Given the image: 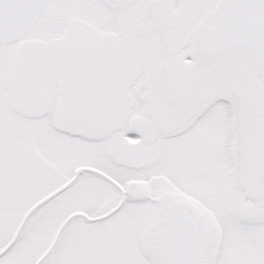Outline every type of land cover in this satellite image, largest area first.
Returning a JSON list of instances; mask_svg holds the SVG:
<instances>
[{
    "label": "snow or ice",
    "instance_id": "obj_1",
    "mask_svg": "<svg viewBox=\"0 0 264 264\" xmlns=\"http://www.w3.org/2000/svg\"><path fill=\"white\" fill-rule=\"evenodd\" d=\"M0 264H264V0H0Z\"/></svg>",
    "mask_w": 264,
    "mask_h": 264
}]
</instances>
